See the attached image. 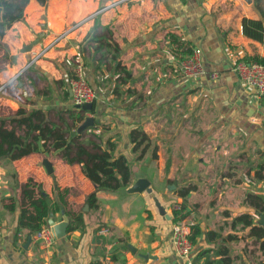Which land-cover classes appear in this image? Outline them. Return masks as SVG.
I'll return each instance as SVG.
<instances>
[{
  "label": "crops",
  "instance_id": "1",
  "mask_svg": "<svg viewBox=\"0 0 264 264\" xmlns=\"http://www.w3.org/2000/svg\"><path fill=\"white\" fill-rule=\"evenodd\" d=\"M111 1H27L21 19L0 35V85L21 71L0 90V117L22 107L43 110L57 122L56 113L73 106L67 80L80 66L96 95L84 114L93 118L86 137L113 141L114 155L131 164L130 183L146 178L169 218L145 191L97 190L96 206L88 207L93 184L79 165L51 153L1 158L0 264H202L195 259L198 251L222 246L234 264H264L258 240L233 221L248 214L258 225L257 214L264 215L244 201L249 193L264 197V182L251 179L264 161V96L230 69L239 58L264 56L263 44L241 33L240 20L257 19L256 10L246 0H127L81 24L26 66L60 31ZM109 43L116 45L115 58ZM186 47L200 50L202 75H178ZM211 71L216 78H209ZM132 128L148 139L139 159L129 140ZM53 181L65 189L66 209L82 214V226L43 247L19 216L27 208L25 184H40L51 196ZM173 202L184 204L185 219L200 231L188 259L171 247ZM52 218L60 221L61 213Z\"/></svg>",
  "mask_w": 264,
  "mask_h": 264
},
{
  "label": "trees",
  "instance_id": "2",
  "mask_svg": "<svg viewBox=\"0 0 264 264\" xmlns=\"http://www.w3.org/2000/svg\"><path fill=\"white\" fill-rule=\"evenodd\" d=\"M28 0H0V35L16 20L21 19L23 7ZM44 5L47 0H36ZM251 5L258 14L257 19L243 17L240 20L241 33L264 46V5L262 0H250ZM112 46V58H115L116 45ZM188 47L181 51L180 59L190 53ZM246 62H256L264 66V56L253 55L242 57ZM93 103V102H91ZM88 110L71 106L65 113H56L57 122L51 121L47 114L40 109L25 110L18 107L15 114L10 117H0V159L7 161L19 159L33 152L51 153L62 159L65 163L79 165L83 176L94 186L93 192L86 197L88 207L96 206L95 192L103 190L107 192H123L133 178L131 164L124 155H114L115 143L107 139L103 143L88 139L84 142L85 132H75L77 125L83 120ZM91 111V110H89ZM93 137L100 135L91 133ZM129 140L132 150H138L136 156L139 159L148 147V139L140 128H132L129 132ZM155 153L152 152V157ZM251 179L264 182V161L257 164L253 170ZM24 190L27 208L19 216V224L25 226L29 232H36L41 226L46 225L48 213H61L68 217L66 231L80 229L82 226V214L73 213L66 209L64 202L65 189L59 188L55 181L52 182L51 196L43 191L40 184L28 182ZM188 187L178 192L184 197ZM244 201L252 206L256 212H264V197L259 194H246ZM177 203V202H174ZM179 210H171V224L184 217V204L178 203ZM234 222L241 223L248 228L249 235L258 240L259 248L264 249V230L255 225L248 214H241L233 218ZM200 234L198 226L191 225L189 240L193 244L195 237ZM202 258V264H234L222 246L218 250L202 249L195 255V259Z\"/></svg>",
  "mask_w": 264,
  "mask_h": 264
},
{
  "label": "built area",
  "instance_id": "3",
  "mask_svg": "<svg viewBox=\"0 0 264 264\" xmlns=\"http://www.w3.org/2000/svg\"><path fill=\"white\" fill-rule=\"evenodd\" d=\"M127 0H112L107 5L101 6L88 15L79 18L77 21L73 22L69 27L60 31L55 35L48 44L43 47L39 52H37L28 61L26 66L30 65L33 61L38 59L41 54L46 51L50 46L59 42L65 35L78 28L81 24L86 21L91 20L101 11L117 6L119 3L126 2ZM178 75L184 79H189L204 73V68L201 62L200 50L198 48L192 49L189 54L183 56L178 62ZM231 71L237 76L239 81L248 87L257 96H264V66L256 62H246L242 58L237 59L231 64ZM21 72V71H20ZM14 74L7 79L4 83L0 85L1 88L8 84H11L19 73ZM217 73L215 71L209 72V78H216ZM68 89L70 91V101L71 104L82 106L85 103L93 102L96 95L92 88L89 86L85 80L82 69L80 66H76L73 69L71 77L67 80ZM245 182L248 184H253V181L249 178H245ZM178 203L171 204V210H179ZM193 225V221L190 219H185L183 217L171 224L170 231V243L173 252L182 258L188 259L190 257L191 251L193 249V244L189 240L190 226ZM35 239L43 247H49L53 242V237L51 231L47 225L41 226L36 232H34Z\"/></svg>",
  "mask_w": 264,
  "mask_h": 264
},
{
  "label": "water",
  "instance_id": "4",
  "mask_svg": "<svg viewBox=\"0 0 264 264\" xmlns=\"http://www.w3.org/2000/svg\"><path fill=\"white\" fill-rule=\"evenodd\" d=\"M246 1L250 2V0H246ZM74 107L77 108L80 106L74 105ZM81 108L89 111L92 108V103L91 102L85 103L84 105L81 106ZM92 126H93V118L90 116H85L83 120L75 128V132L78 133V132L84 131L88 127H92ZM42 165L46 173L51 172L52 170L51 164L47 159L45 158L42 159ZM125 190L127 193H140L142 191H145L151 197L158 213L160 215H164L166 218H169V215L166 213L164 207L160 205V203L158 202V199L153 193L151 187L149 186V181L146 178L144 177L136 178L132 183H130V185H128V187ZM85 209L86 207H84V210ZM257 216L258 218H257L256 223L262 226V228L264 229V215L261 213H258ZM52 217H53V213L49 212L48 217L46 219V225L49 227L53 239H59L65 235L68 219L65 214H61V220L58 222H54ZM143 257H145V255H143Z\"/></svg>",
  "mask_w": 264,
  "mask_h": 264
},
{
  "label": "rangeland",
  "instance_id": "5",
  "mask_svg": "<svg viewBox=\"0 0 264 264\" xmlns=\"http://www.w3.org/2000/svg\"><path fill=\"white\" fill-rule=\"evenodd\" d=\"M90 135L92 136V134L90 133ZM93 137V136H92ZM84 139H86L84 142L86 143V145L87 146H89V143L88 142H86L88 139H90L91 140V138L90 137H86V135L83 137V139L82 140H84ZM93 141V140H92ZM95 141V140H94ZM3 161H4V159H3ZM6 161V160H5ZM2 163V162H1ZM177 178V177H176ZM166 193H167V191H165ZM168 192H169V195H171L172 193H170V192H172L171 191V189L170 190H168Z\"/></svg>",
  "mask_w": 264,
  "mask_h": 264
}]
</instances>
